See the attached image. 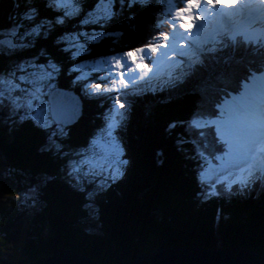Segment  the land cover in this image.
<instances>
[{
    "label": "trees",
    "instance_id": "trees-1",
    "mask_svg": "<svg viewBox=\"0 0 264 264\" xmlns=\"http://www.w3.org/2000/svg\"><path fill=\"white\" fill-rule=\"evenodd\" d=\"M100 1L74 0V16L65 13L58 0H0V32L17 22L36 28L44 18L45 25L36 29L48 39L44 43L36 38L31 46L1 52L0 73L15 69L26 57L38 56V62L46 63L51 55L62 67L58 85L72 89L82 82L76 70L82 58L140 52L134 65L147 64L158 59L153 49L179 38L173 30L176 15L181 18L186 7L199 0H176L178 11L174 0H105L102 12ZM28 11L32 15L26 17ZM91 11L97 13L94 22L87 20ZM59 22L69 28L53 31ZM83 27L94 32L86 56L74 57L65 45L56 47L57 34ZM244 39L241 33L232 37L224 31L211 42L215 45L193 49L188 67L179 63L170 68L176 76L158 74L150 83L132 80L113 90L119 95L115 103L101 96L115 80L109 75L96 95L82 98L83 115L54 145L49 131L31 118L19 125L5 117L0 125V195L33 187L39 207L27 217L13 200L9 208L0 206V252L16 251L20 229L25 224L28 228L18 260L10 255L2 262L32 263L62 247L99 264H129L139 253L162 246L215 247L218 235L227 248L252 249L264 256V172L251 165L247 180L238 176L231 188L220 187L225 180L212 184V189L203 184L204 157H215L219 163L230 153L229 138L213 121L234 95L242 96L255 76H264V46ZM227 47L232 48L228 54ZM152 72L150 67L139 77ZM102 75L101 68L91 71L95 78ZM123 98L129 105L127 119L114 107ZM109 125L122 146L125 166L104 183L95 171L87 173V181L76 175L79 179H74L67 164L100 132H108ZM4 167L8 174H2Z\"/></svg>",
    "mask_w": 264,
    "mask_h": 264
},
{
    "label": "rangeland",
    "instance_id": "rangeland-1",
    "mask_svg": "<svg viewBox=\"0 0 264 264\" xmlns=\"http://www.w3.org/2000/svg\"><path fill=\"white\" fill-rule=\"evenodd\" d=\"M58 1L61 2V6L63 7L62 9H64L65 13L68 15L73 14L74 16L77 14L72 6L74 0ZM138 1L145 2L148 0ZM174 1V7L176 8V11H178V3L176 0ZM220 1L223 3H217ZM104 3L105 0H101L99 2L100 6L98 10L101 12ZM224 3L228 5L227 0H199L198 2L190 5L191 7H186L185 13L187 15H181L182 17L180 18V15L177 14L176 17H178V20L175 22V31L178 32L181 37L179 40L171 43L172 45L169 44L171 45L170 49L167 50L166 55L163 57L164 59L161 60L157 68L150 74V76L153 77V75L162 71L168 73L166 67H170L176 62H181L182 67L187 66L190 62L189 58L192 56L191 50L196 47L195 45H200L202 42L213 38L215 33L217 31L219 32V29H222V27H224L226 32H228L229 22L227 20H225V23L223 22V19H225V17H223L224 14L220 13V10L216 8L217 5ZM105 12H107V9ZM30 15H32V13L28 11L26 17ZM89 15L90 18L87 20L94 22L92 20L94 19V16H97V13L94 15L93 11H91L89 12ZM40 19L41 21L34 24L37 29L42 25H45V19ZM216 19L220 20V26L214 25ZM261 23L260 27L264 28V21H261ZM58 27H63L64 29L69 28L65 22H59V25H53V31H57ZM36 28L28 29V27L23 23L17 22L9 29L1 31L0 53L16 51L18 49L31 46L30 42L36 38H40L44 41V43H46L48 41L47 35L41 34ZM93 34V29L88 33L87 29L84 27L79 29L77 32L67 31L63 35L57 34L55 36L57 38L56 47L60 48L62 45H65L66 48L72 50L71 54L74 57L86 56L89 52L88 42L92 40ZM258 34L259 32L256 31L252 37L257 38ZM160 51L161 50L153 49V52L158 57H160ZM209 52L216 54L217 51L211 49ZM41 53L42 55L48 56L45 52ZM139 57L140 52L117 55L112 58H98L97 60L82 58L76 68L82 76V82L74 85L72 90L80 95L81 98L88 97V95H93L104 88L105 86L101 85L106 84L108 76L112 74L111 76L115 78V80H112L108 83L109 85H107V87H110L108 89L110 92H105L104 90V93H101V96H105L108 99H111L113 101L112 103H115L114 101L117 100L119 95L113 93V90L125 87L132 80L134 82H143L145 80L146 77L144 78L139 76L145 72L146 66L142 63V61H138V66L134 65L136 62L135 60ZM94 68H101V73L103 71L105 75H102L99 78L91 76V71ZM61 69V64L55 62L54 58H51L50 55L49 61L46 63L38 62V56L26 57L23 61L19 62L15 69H12L8 73H0V125L2 126V121L6 118L11 119L12 123L16 121L19 125L26 123L25 118H31L36 124L49 131L48 140L51 145H54L53 143H57V137L67 133L69 131V127L72 126L56 123L53 120L49 109L50 105L47 96L50 90L60 81L61 78L59 73L61 72ZM263 77L264 76L257 78L260 86L257 85V80L254 78L256 82L253 80V83L251 82L253 85L247 86V88L249 87V91L246 88L242 91L244 93L240 94L242 96L234 95L233 99L230 102L228 101L229 105L227 104V108L225 107L224 112L220 115L221 117L218 119L216 118L214 121L217 124L218 130L221 131L224 136H229L231 153H229L219 163H217L218 161L215 157H204L203 168L206 174L204 176L206 181L204 180L203 184L206 187L211 189L215 188L212 184L225 180L224 184H220V187L231 188L230 182L234 181L236 177L240 176L243 180H247L248 171L251 165L256 169L261 167V160L254 157L249 150V142L247 140V134L245 133V116L240 113L239 107L242 108L243 106L245 108H251L254 105H259L256 102H253L256 100L259 92L254 93L252 90L255 88L261 90V88L264 87ZM65 78L66 77L64 76L63 79ZM86 86L87 88L92 86V90L86 92L88 90L85 88ZM134 89L131 88V90ZM91 92L93 94H90ZM98 100H100V98H98ZM118 104V106H114L115 112L120 115L122 119H127L129 113L128 103L123 98L118 101ZM262 107L263 108H257L258 110L254 112H256L258 116H262V118H264V105ZM75 153V160H72L67 164L68 170L74 172L72 175L74 179L80 177L84 181H87L85 177L87 173L95 171L96 175L100 178L101 183H104L108 179H114L121 171V168H123L126 164V161L123 159L122 146L117 138L112 134L110 125L108 132H100L96 139H94L88 147ZM262 157L264 160V156ZM72 162L75 163V165H72ZM1 172L3 175L8 174L9 168L4 167V169H1ZM75 175L78 177H75ZM83 185L85 187L86 184ZM84 187L76 185L78 190L79 188ZM36 197L37 190L33 187H29L27 190L21 192V194L3 193L0 195V206L4 205V207L9 208L11 207V201L13 200L16 202L19 213L26 212V216L28 217L39 207ZM20 231L19 245L18 248H16V251L14 250L13 253L9 254L0 252V255L4 256L5 260L10 257V255H12L14 260H18L21 256L20 244H23L25 242V238L27 237V225L25 224L23 229H20ZM1 250L2 249H0V251ZM13 259L12 261H14Z\"/></svg>",
    "mask_w": 264,
    "mask_h": 264
},
{
    "label": "water",
    "instance_id": "water-1",
    "mask_svg": "<svg viewBox=\"0 0 264 264\" xmlns=\"http://www.w3.org/2000/svg\"><path fill=\"white\" fill-rule=\"evenodd\" d=\"M51 116L56 123L75 124L83 115V101L74 90L55 88L49 92ZM0 255V264H4ZM23 264H99L91 258L58 247L47 258ZM129 264H264V256L252 249L227 248L218 235L215 247H159L144 251Z\"/></svg>",
    "mask_w": 264,
    "mask_h": 264
},
{
    "label": "bare ground",
    "instance_id": "bare-ground-1",
    "mask_svg": "<svg viewBox=\"0 0 264 264\" xmlns=\"http://www.w3.org/2000/svg\"><path fill=\"white\" fill-rule=\"evenodd\" d=\"M236 2V4H239V2L237 0H227L228 2V5H225V6H221V11L224 13V16L225 19H223L224 23H225V20L229 21L230 22V25L233 24V23H239V27L242 26L240 24V22H242V24L246 23L247 25L251 22V21H261L258 17V14L257 15H250L252 16L250 18L249 14L250 13H253V10H252V7L249 4H246V14L242 13L240 7L238 6L237 8L236 7H233V2ZM222 1L220 2H217V3H221ZM216 3V4H217ZM223 3V2H222ZM217 8H220V6H216ZM235 8H236V12H237V15H235V19L227 12V9H233V12L235 11ZM259 15H264V12H262L261 14ZM221 16V15H220ZM249 16V17H248ZM262 23H258L257 25H261ZM215 26H220L221 25V22H219L218 20L215 21ZM235 26V25H233ZM201 29V28H200ZM253 27L251 25L249 26H246L244 27L242 30H239L241 32V35L246 39L248 40L249 42H251L250 38L252 37L251 36V31H252ZM264 29V28H263ZM228 30H231L233 32H235V28L231 27V28H228ZM255 30V29H254ZM257 31V30H256ZM202 32V31H201ZM199 34V32H198ZM202 38V36H201ZM226 39V38H225ZM240 39V38H239ZM244 39V40H245ZM200 40V39H199ZM241 40V39H240ZM226 44H227V41H226ZM228 46V44H227ZM239 46V45H238ZM248 49V48H247ZM253 49V48H252ZM258 49V48H257ZM218 51H222L223 50V47L220 46V48L218 47L217 48ZM241 50V49H240ZM251 50V49H250ZM232 51V48H228L227 47V52L226 54H228V52ZM247 52V51H246ZM253 52V51H252ZM258 52V51H257ZM242 53V52H241ZM239 56V55H238ZM248 62V61H246ZM250 63V62H249ZM246 66V65H245ZM250 67V66H249ZM218 70V69H217ZM263 71V70H262ZM260 72V71H259ZM263 73V72H262ZM260 75V73L258 74ZM257 75V76H258ZM255 76V75H254ZM256 77V76H255ZM254 77V78H255ZM259 77V76H258ZM264 78V77H263ZM262 78V79H263ZM252 80V79H251ZM255 80V79H254ZM257 80V85H259L258 83V79L256 78ZM255 80V82H256ZM249 81V80H248ZM253 83V82H252ZM250 84H251V81H250ZM260 84H261V81H260ZM253 85V84H252ZM256 85V84H255ZM260 86V85H259ZM63 88L65 90H70L69 88L67 87H63V86H59L58 84L56 86H54L50 92H52L53 89L55 88ZM249 89V87L247 88V90ZM263 89V91H262ZM249 91V90H248ZM254 93L255 92H259L258 93V96L256 98L255 101L253 102H256L257 104L259 105H254L253 107H249V108H245L242 106V108L239 107V111L240 113H242L244 116H245V122H246V128H245V133L247 134V140L249 142V150L250 152L253 154L254 157H257L259 160H261V162H264L263 160V157L264 156V118H262V116H258V114L254 111L258 110L259 108H263L262 106L264 105V87L261 88V90L255 88L254 90H252ZM247 92V91H246ZM188 93V92H187ZM254 95V94H253ZM249 99V98H248ZM247 100V99H246ZM251 100V99H250ZM249 101V100H248ZM234 102V101H233ZM236 103V102H235ZM263 103V104H261ZM50 105V104H49ZM197 107V106H196ZM244 108V110H243ZM258 108V109H257ZM50 109V108H49ZM262 110V109H261ZM264 111V110H263ZM259 112V111H258ZM247 113V114H246ZM50 114H51V110H50ZM91 174V173H90ZM109 264V263H108Z\"/></svg>",
    "mask_w": 264,
    "mask_h": 264
}]
</instances>
